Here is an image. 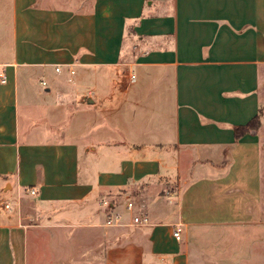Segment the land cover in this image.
<instances>
[{
  "label": "crops",
  "instance_id": "obj_1",
  "mask_svg": "<svg viewBox=\"0 0 264 264\" xmlns=\"http://www.w3.org/2000/svg\"><path fill=\"white\" fill-rule=\"evenodd\" d=\"M0 6V264L38 217L113 264H264V0ZM103 200L149 223L96 230Z\"/></svg>",
  "mask_w": 264,
  "mask_h": 264
},
{
  "label": "rangeland",
  "instance_id": "obj_2",
  "mask_svg": "<svg viewBox=\"0 0 264 264\" xmlns=\"http://www.w3.org/2000/svg\"><path fill=\"white\" fill-rule=\"evenodd\" d=\"M2 9L4 8L0 6V10ZM19 196L18 193L17 202L12 207L15 206L16 212L20 214L22 213V197L19 200ZM24 204L25 212L35 211L36 205L33 203L27 201ZM41 219L39 217L34 220L25 219L32 225L42 223L39 227L30 230L27 264H113L108 258V251L111 249L101 245L103 239L100 240V232L88 231L86 227L75 224L65 225L68 227L59 230L49 227L46 224L49 220ZM96 223L93 225L96 230L104 228L103 219Z\"/></svg>",
  "mask_w": 264,
  "mask_h": 264
},
{
  "label": "built area",
  "instance_id": "obj_3",
  "mask_svg": "<svg viewBox=\"0 0 264 264\" xmlns=\"http://www.w3.org/2000/svg\"><path fill=\"white\" fill-rule=\"evenodd\" d=\"M56 71H59V67H55ZM74 71L70 69V73ZM6 81V75L1 69L0 66V83ZM41 85H45V80L41 79ZM30 194H35L36 190L33 187L27 189ZM11 203H5L4 206L6 209H11ZM101 205L104 208L105 217L103 225L105 226H119V225H146L149 223V218L146 213H143L135 208L134 203L131 200L125 202L124 209L125 211L114 210V206L108 200L101 201ZM178 226V225H177ZM176 239H179V228L177 227L173 233Z\"/></svg>",
  "mask_w": 264,
  "mask_h": 264
},
{
  "label": "trees",
  "instance_id": "obj_4",
  "mask_svg": "<svg viewBox=\"0 0 264 264\" xmlns=\"http://www.w3.org/2000/svg\"><path fill=\"white\" fill-rule=\"evenodd\" d=\"M258 118L254 117L250 122H248V124L246 126H240L237 128L236 130V136H239L240 133H242L244 130H246L247 128H256L258 127Z\"/></svg>",
  "mask_w": 264,
  "mask_h": 264
}]
</instances>
